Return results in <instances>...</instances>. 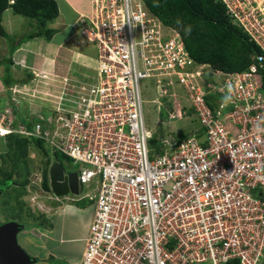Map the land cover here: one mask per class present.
<instances>
[{
  "label": "built area",
  "instance_id": "obj_1",
  "mask_svg": "<svg viewBox=\"0 0 264 264\" xmlns=\"http://www.w3.org/2000/svg\"><path fill=\"white\" fill-rule=\"evenodd\" d=\"M220 1L264 64L260 0ZM90 7L79 32L95 49V75L60 76L43 94L49 111L30 127L15 123L12 106L0 112V138L36 139L49 157L81 163L74 199L94 209L79 264H264V70L252 63L205 82L181 34L143 0ZM144 77L156 78L169 119L193 111L200 123L184 138H161L152 157ZM174 80L188 105H179Z\"/></svg>",
  "mask_w": 264,
  "mask_h": 264
},
{
  "label": "crops",
  "instance_id": "obj_2",
  "mask_svg": "<svg viewBox=\"0 0 264 264\" xmlns=\"http://www.w3.org/2000/svg\"><path fill=\"white\" fill-rule=\"evenodd\" d=\"M55 1L58 15L48 24L55 30L50 39L24 38L31 33V26L30 32L25 33L24 17L14 14L11 8L1 15L6 36L0 35V112L10 105L17 120L34 121L48 112L51 102L44 98L45 90L60 76L74 72L76 64H80L79 72L96 65L95 49L82 38L77 27L81 14L90 10V0ZM84 59L86 62L80 63ZM48 201L42 224L32 223L27 231L20 223L17 245L31 260L28 264H79L94 206L91 201L71 196L60 200L49 196Z\"/></svg>",
  "mask_w": 264,
  "mask_h": 264
},
{
  "label": "trees",
  "instance_id": "obj_3",
  "mask_svg": "<svg viewBox=\"0 0 264 264\" xmlns=\"http://www.w3.org/2000/svg\"><path fill=\"white\" fill-rule=\"evenodd\" d=\"M143 2L164 24L174 27L181 34L185 48L193 61L190 69L201 66V74L205 82H215L212 79L213 72H241L252 63L257 64L260 70H264V64L260 62L262 63L260 66L257 59L259 54H263L262 49L243 28L232 21L220 0H143ZM6 8H11L14 14L26 17L29 23L32 22L31 25L35 29L24 38L43 36L50 39L55 32L48 25L58 15L55 0H14L12 3L8 0H0V35L3 36H6V33L1 24V15ZM261 72L264 74V71ZM206 98L210 107L214 108L212 99L216 97L210 96L209 99L206 96ZM166 104L169 105L168 102ZM23 140L25 139L11 134L5 141L9 149L15 148V145L17 147L22 145L23 151L20 156H25ZM33 142L43 149L40 141L33 140ZM150 143L154 145L155 141L151 139ZM152 148H158V144ZM44 154L47 156V152L44 151ZM63 157L66 156L58 152L54 153V158L62 164ZM49 163L50 159L47 158L42 181V186L46 190H49L47 179ZM10 177L11 173H8L6 179ZM20 184L25 185L26 180ZM227 264H237V262L231 261Z\"/></svg>",
  "mask_w": 264,
  "mask_h": 264
},
{
  "label": "rangeland",
  "instance_id": "obj_4",
  "mask_svg": "<svg viewBox=\"0 0 264 264\" xmlns=\"http://www.w3.org/2000/svg\"><path fill=\"white\" fill-rule=\"evenodd\" d=\"M258 5L264 8V0H260ZM24 19L22 23L23 31L25 33L29 31V26H31L30 31H33L35 27L31 25L32 22L29 25V19L26 17ZM77 27L79 29V25ZM85 62V59L80 60V63ZM74 69L75 71L70 76L78 78L81 81L90 80V77L95 75V67H84L85 72H79L78 70H81L80 64H76ZM86 75H88L87 78ZM201 76L203 75L201 74ZM212 79L215 82L220 81V77L216 75H213ZM176 82L174 80L173 90L179 95V105H188L182 86ZM140 85L145 123L151 130L152 139L155 141V144L150 147L157 146L163 137L184 138L200 129L199 120L193 111H190L186 116H182V118H168L167 110L165 109L166 105L159 106L158 104V101L163 103L165 97L159 95L156 78H141ZM18 104H21L20 100ZM25 140H23L25 142L24 148L26 149L25 156H20L23 151L22 145L19 147L15 145V148L9 149L7 148V141L0 143V151H4H2L3 153L1 152L0 156V190L2 192L0 196V223L13 220L24 224L25 229L30 231L32 223L41 222L42 224L44 221L45 218L43 216L46 217V210L50 205L48 199L51 196V192L42 186L43 169L47 156L44 154V150L39 148L33 141ZM43 147L50 153L48 147L45 145ZM155 153V149L151 148L150 156L152 157ZM62 162L67 169L78 170L81 166L79 161L69 157H63ZM8 173H11L10 179H6ZM25 180L26 184L21 185L20 183ZM10 182L11 184H9ZM84 199L88 200L87 198Z\"/></svg>",
  "mask_w": 264,
  "mask_h": 264
},
{
  "label": "water",
  "instance_id": "obj_5",
  "mask_svg": "<svg viewBox=\"0 0 264 264\" xmlns=\"http://www.w3.org/2000/svg\"><path fill=\"white\" fill-rule=\"evenodd\" d=\"M47 176L49 190L53 195L62 197L79 193L77 171L65 173L64 166L60 161L53 160L50 163ZM21 226L16 221L0 225V264H28L31 261L16 242V232Z\"/></svg>",
  "mask_w": 264,
  "mask_h": 264
},
{
  "label": "clouds",
  "instance_id": "obj_6",
  "mask_svg": "<svg viewBox=\"0 0 264 264\" xmlns=\"http://www.w3.org/2000/svg\"><path fill=\"white\" fill-rule=\"evenodd\" d=\"M90 9H91V7H90ZM89 13H90V10H89L88 13H83V14H81V17H82V16L89 15ZM81 17H80V19H81ZM80 24H81V22L79 21V28H80ZM213 101H215V99H214V100L212 99V102H213ZM213 103H215V102H213ZM212 105H213V104H212ZM37 120H38V118H37L36 120H34V121H30V120H28L27 118H26L25 120H17V119H16V116H15V123L20 121V122L26 124V122H27L26 125L29 126V127H30L34 122H36ZM28 123H30V124L28 125ZM10 135H11V134H10ZM15 135H16V134H15ZM8 136H9V135H8ZM8 136H6V137H4V138H0V141H1V142H5V140H6V138H7ZM17 136H18V135H17ZM18 137H19V136H18ZM19 138H24V139L31 140V141L36 140V139L26 138V137H19ZM157 140H158V139H157ZM150 141H151V140H150ZM41 145H42V144H41ZM158 145H159V142H158ZM150 146H151V144H150ZM42 147H43V145H42ZM158 147H159V146H158ZM150 148H152V147H150ZM154 149H155V148H154ZM43 150H44L45 152H47L46 149H45L44 147H43ZM66 157H67V156H66ZM47 158L50 159V163H51L53 160H57V159L54 158V155H53L52 158L49 157L48 153H47ZM58 161H59V160H58ZM50 163H49V165H50ZM49 165H48V167H49ZM62 165L64 166V164H62ZM48 167H47V170H48ZM64 169H65V173L68 172V171H77V170H73L72 168L67 169V168H65V166H64ZM77 175H78V173H77ZM78 183H79V182H78ZM50 192H51V191H50ZM1 194H2V192H1ZM78 194H79V193H78ZM78 194H77V195H78ZM51 196L54 197V198H55V197H58V196L53 195V193H51ZM69 196L74 197L75 195L69 194V195H67V196H62V197H59V198L61 199V198L69 197ZM60 199H59V200H60ZM56 200H57V199H56Z\"/></svg>",
  "mask_w": 264,
  "mask_h": 264
}]
</instances>
